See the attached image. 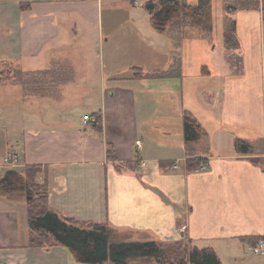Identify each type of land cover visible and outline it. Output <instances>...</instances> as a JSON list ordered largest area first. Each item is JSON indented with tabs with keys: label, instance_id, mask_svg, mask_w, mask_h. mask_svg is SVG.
Masks as SVG:
<instances>
[{
	"label": "crops",
	"instance_id": "crops-1",
	"mask_svg": "<svg viewBox=\"0 0 264 264\" xmlns=\"http://www.w3.org/2000/svg\"><path fill=\"white\" fill-rule=\"evenodd\" d=\"M228 1L217 58L184 70L186 35L173 37L171 24L155 35L136 0H0V73L44 85L0 83V164L14 153L12 169L39 165L48 208L108 224L112 241L186 237L221 264H264L242 239L264 236V20L259 9L228 15L236 72L224 56ZM184 112L204 130L189 144ZM236 138L253 153H237ZM187 148L198 169H187ZM26 208L23 194L0 190V264H76L64 246L29 244Z\"/></svg>",
	"mask_w": 264,
	"mask_h": 264
},
{
	"label": "trees",
	"instance_id": "trees-1",
	"mask_svg": "<svg viewBox=\"0 0 264 264\" xmlns=\"http://www.w3.org/2000/svg\"><path fill=\"white\" fill-rule=\"evenodd\" d=\"M134 1V0H133ZM144 9L149 13L152 26L164 31L174 24L182 33L190 28L204 31L211 18V0H198L196 4L188 0H146ZM238 9H259L264 20V0H229L225 6L224 56L236 72L242 70V57L238 53L239 41L235 20L228 17ZM189 32H187L188 34ZM186 34V35H187ZM134 74L143 71L134 67ZM167 71H155L152 75H163ZM9 76L0 73V83L7 82ZM97 118L99 116L96 114ZM183 133L187 144L198 140L204 130L188 112L183 113ZM234 147L239 154H251L254 146L247 140L236 138ZM186 167L195 170L201 166V157L189 148ZM42 168L27 165L23 170H7L0 179L2 192H22L26 201L27 226L31 246L48 247L58 244L66 247L74 260L85 264H127L133 257H152L159 264H221L216 251L210 247L193 245L190 239L173 242L157 240L112 241L114 229L106 223L79 222L59 215L48 208V185L39 180ZM264 236H245L243 240L256 245Z\"/></svg>",
	"mask_w": 264,
	"mask_h": 264
},
{
	"label": "rangeland",
	"instance_id": "rangeland-1",
	"mask_svg": "<svg viewBox=\"0 0 264 264\" xmlns=\"http://www.w3.org/2000/svg\"><path fill=\"white\" fill-rule=\"evenodd\" d=\"M129 1L131 2L133 0H129ZM136 1L137 2L135 4H137V7H140V5L143 4L142 2L143 0H136ZM197 2L198 0H189V3L191 4H196ZM227 3L228 2H226V5ZM211 10H212L211 18L204 30L205 32H202L200 29L190 28L189 31H192L193 34L186 35L187 32L189 31L182 33L180 29L176 27L174 24H171L170 26V31L172 32L173 37L179 38L186 35V38L182 44V49H181V53H182L181 55L183 56L182 62L184 63L185 66L184 70L191 68L188 66L189 62L192 64L196 63L197 61L202 62L213 56H214L213 60L216 59L218 55L217 52H220L223 48L222 14L224 10V0H211ZM138 11L141 10L138 9ZM142 11L140 13L145 14L143 20L146 21L149 26L151 23L150 16L147 14V12H145L146 10H142ZM153 33H155V35L160 36L159 32L156 31L155 29L153 30ZM179 33L181 36L178 35ZM95 51H96V46H94L92 53L95 54L96 53ZM3 73L5 76L10 77V79L7 82H12L14 80L13 82L25 83L24 87L26 88V90H28L29 86L31 85L33 87V89L31 90H37V93L39 92L41 93L44 91V85L37 86L36 83L33 84V82L36 81L32 80V77H29V74H25V72L21 71L20 69H15V68L13 69L12 67L6 66ZM42 78L44 79V77ZM37 84L41 85V82L40 83L38 82ZM20 193L23 194L22 192ZM252 257L253 259L264 263V255H253ZM76 264H80V263L76 262ZM103 264H112V263L110 261H107ZM127 264H159V263L152 257L140 256V257L130 258Z\"/></svg>",
	"mask_w": 264,
	"mask_h": 264
},
{
	"label": "built area",
	"instance_id": "built-area-1",
	"mask_svg": "<svg viewBox=\"0 0 264 264\" xmlns=\"http://www.w3.org/2000/svg\"><path fill=\"white\" fill-rule=\"evenodd\" d=\"M84 122H87L88 124H92L97 121L96 117L91 114H85L83 116ZM136 143H139V140L136 141ZM4 162L0 164V178L3 176L4 171L2 170V167L4 166L7 170L12 169L10 166H13L17 162L16 154L9 153L4 157ZM145 161H141V165H144ZM6 170V171H7ZM251 252L255 255H264V238H260L256 245L252 246Z\"/></svg>",
	"mask_w": 264,
	"mask_h": 264
}]
</instances>
